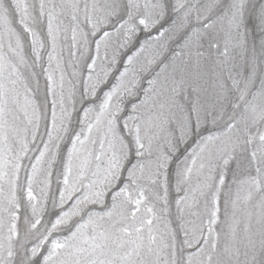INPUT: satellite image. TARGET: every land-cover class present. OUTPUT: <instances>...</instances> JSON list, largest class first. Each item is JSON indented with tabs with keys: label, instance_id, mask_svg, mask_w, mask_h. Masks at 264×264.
<instances>
[{
	"label": "snow or ice",
	"instance_id": "6c2138e0",
	"mask_svg": "<svg viewBox=\"0 0 264 264\" xmlns=\"http://www.w3.org/2000/svg\"><path fill=\"white\" fill-rule=\"evenodd\" d=\"M0 264H264V0H0Z\"/></svg>",
	"mask_w": 264,
	"mask_h": 264
}]
</instances>
